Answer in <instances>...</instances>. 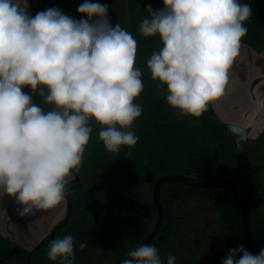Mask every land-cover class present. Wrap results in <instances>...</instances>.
Listing matches in <instances>:
<instances>
[{
	"label": "clouds",
	"instance_id": "clouds-1",
	"mask_svg": "<svg viewBox=\"0 0 264 264\" xmlns=\"http://www.w3.org/2000/svg\"><path fill=\"white\" fill-rule=\"evenodd\" d=\"M148 5L139 24L143 37L158 36L162 46L147 60L157 91L181 117L199 118L226 92L234 61L247 34L251 5L241 0H163ZM76 20L59 8L31 16L25 0H0V193L14 197L21 217L53 209L72 193L94 121L98 138L113 154L134 147V121L144 90L136 65L137 40L120 23L112 25L107 4L84 0ZM163 86V88L161 87ZM30 87L49 106L33 103ZM237 150L248 138L245 127L230 124ZM88 247L79 244L80 250ZM75 238L53 239L47 256L74 264ZM240 258L237 259V255ZM122 264H164L159 250L142 244ZM166 264H176L169 254ZM222 264H264L243 245L231 249Z\"/></svg>",
	"mask_w": 264,
	"mask_h": 264
},
{
	"label": "rangeland",
	"instance_id": "rangeland-1",
	"mask_svg": "<svg viewBox=\"0 0 264 264\" xmlns=\"http://www.w3.org/2000/svg\"><path fill=\"white\" fill-rule=\"evenodd\" d=\"M107 1L113 2L116 7L115 11L109 8L108 13L114 25L120 23L128 30L131 24H134L130 29L135 39L137 36L141 37L137 38L138 48L142 46L139 43L145 39L155 41L153 44L143 45L140 48L142 50L138 52L140 56L154 50L155 46L161 43L158 36H141L138 32L143 18L137 22L136 20L140 14H144L139 10L141 2H147L149 5L152 3L153 9H162L163 0H157L161 4L160 8L154 5L156 0H91L101 4ZM241 2L251 5L252 15L245 22L247 34L251 36L257 23L264 22V0ZM127 7H130V12L126 11ZM73 8L75 12H68V15L74 18L80 14L74 19H87L86 15L77 11L78 2H73ZM146 16L147 12L143 17ZM259 34L264 36V25L260 27ZM136 58L139 59V56ZM28 94L32 95L33 103L37 106L43 109L49 107L39 96V89L35 94L32 91ZM139 98L140 96L135 103L139 104ZM137 121L138 119L134 121L133 127L138 136ZM91 126L93 131L82 165L95 157L92 167H87L88 181L82 177V186L76 182L77 177L70 181L68 189L72 194L66 197L67 204L62 219L51 223L42 240L35 242L29 250L23 251L13 240L0 237V264H58V261L49 260L47 249L53 239L63 238L65 235L75 238L74 264H118L133 248L151 220L152 189L157 178L166 174H183L184 170L180 168L185 167H175L168 162L174 160L168 155V149L162 150L159 155L152 153L149 158L139 155L137 143L130 149L122 147L119 153L113 154L104 148L98 138L101 126L94 121ZM215 136H212L215 148L212 146L209 150L210 162L206 156H200L203 152L201 149L195 148L193 157L190 158L191 163L187 167H204L208 164L218 167L235 166L245 163L250 171H259L248 185L257 187L259 195L263 196L264 133L257 140L242 142L240 150H237L236 138L228 130L221 132L218 136L219 142H214ZM194 143L197 145L198 141ZM204 151L206 153L207 150ZM159 167H163L166 173H159ZM98 188L103 189L97 191ZM95 191L96 196L93 198ZM116 213L121 218H117ZM175 215L182 218V223L187 228H176L168 240L157 246L164 264L169 254L176 257V264H222L230 252L229 238L222 230L216 210L204 198H192L190 195ZM151 225L149 224L150 228ZM81 242H86L88 247L80 250Z\"/></svg>",
	"mask_w": 264,
	"mask_h": 264
},
{
	"label": "crops",
	"instance_id": "crops-1",
	"mask_svg": "<svg viewBox=\"0 0 264 264\" xmlns=\"http://www.w3.org/2000/svg\"><path fill=\"white\" fill-rule=\"evenodd\" d=\"M25 2L29 14L35 16L38 12L49 8H59L65 14L72 13L75 12L73 2H78L79 7L84 0H25ZM155 2L154 5L160 8L161 4L157 0ZM105 4L111 11H115L116 7L113 2L107 1ZM148 5L147 2H141L140 12L145 14ZM129 10L130 7H127L126 11L130 12ZM144 14H140L136 22L141 20V17L144 18ZM133 25L131 24L127 30L130 33ZM263 25L264 22L257 23L252 35L246 34L240 55L232 66L224 96L216 102L215 107L210 105L209 110L199 118L177 116V110L172 109L166 102V93L160 94L157 91L158 81L150 78L146 62L162 44L156 45L154 50L140 56L138 54L142 50L140 48L145 44H153L155 41L145 39L139 43L142 46L137 49L136 57L139 56V59L136 58L135 66L141 69L144 82V90L139 98L142 115L137 121L140 156L150 158L152 153L159 155L162 150L168 149V155L174 158L168 162L175 167H185L180 168L184 170L190 167L187 166L191 163L190 158L193 157L195 148L203 151L200 156H206L208 161L211 160L209 150L212 146L215 148L212 136L216 135L217 140L215 139L214 142H219L218 136L223 130H228L230 124L235 123L245 127L248 132V141L257 140L262 136L264 133V36L259 34V30ZM137 38L141 37L137 36ZM194 141H198V144L196 145ZM94 158L93 156L81 167L83 171L80 170L78 174H73L69 178V183L74 177H77L76 182L81 183V186L83 184L81 180L84 177L88 181L87 167H92ZM158 172L166 173V170L159 167ZM99 189L103 188H98L97 191ZM94 193L93 198L96 196V191ZM66 202L67 200L35 216L21 217L18 209L22 206L16 202V199L0 193V237L13 240L23 251L29 250L35 242L42 240L51 223L62 219ZM116 215L117 218H121L117 213Z\"/></svg>",
	"mask_w": 264,
	"mask_h": 264
},
{
	"label": "trees",
	"instance_id": "trees-1",
	"mask_svg": "<svg viewBox=\"0 0 264 264\" xmlns=\"http://www.w3.org/2000/svg\"><path fill=\"white\" fill-rule=\"evenodd\" d=\"M24 91L29 93L31 89L30 87H26ZM44 110H49V107ZM183 174L196 179L227 185L244 197L249 208L250 238L253 249L258 255L260 250L264 249V195H259L257 187L248 185L249 182L256 177L258 171H250L248 166L244 163L235 166L226 165L220 167L208 164L204 167L192 166L186 168ZM190 195L192 198H204L216 210L222 230L229 238L228 245L230 250L243 245L248 251L244 238L242 217L233 195L220 189L193 188L180 183L165 184L161 190V204L164 215L158 235H164V241L170 238L173 230L176 228H187V226L182 223V218L175 215V212L183 207ZM150 210L152 213L149 222L150 225L152 224L151 228L149 224H147L131 250L147 236L154 225L157 217V209L154 203L151 204ZM155 243L156 239L151 244L157 247ZM240 255L241 254L237 255V259L240 258ZM126 256L127 254L118 261V264H120Z\"/></svg>",
	"mask_w": 264,
	"mask_h": 264
},
{
	"label": "water",
	"instance_id": "water-1",
	"mask_svg": "<svg viewBox=\"0 0 264 264\" xmlns=\"http://www.w3.org/2000/svg\"><path fill=\"white\" fill-rule=\"evenodd\" d=\"M169 183H180L185 186L193 187V188H200V189H220L229 192L233 195L238 205L242 221H243V230H244V238L247 249L253 255H257L253 249L251 238H250V231H249V208L244 199V197L237 192L235 189L230 188L227 185H223L221 183L205 181L201 179H196L185 174H166L162 175L157 178L153 189H152V200L157 209V217L154 222V225L147 236L135 247H139L142 244H151L156 239V246H159L164 240V235H158V231L161 227L164 211L161 204V190L165 184ZM71 208L69 207L68 212L70 213ZM134 248V249H135ZM133 249V250H134ZM129 257L126 256L124 259H128ZM123 259V260H124ZM122 264V262L120 263Z\"/></svg>",
	"mask_w": 264,
	"mask_h": 264
},
{
	"label": "flooded vegetation",
	"instance_id": "flooded-vegetation-1",
	"mask_svg": "<svg viewBox=\"0 0 264 264\" xmlns=\"http://www.w3.org/2000/svg\"><path fill=\"white\" fill-rule=\"evenodd\" d=\"M264 166V165H263ZM260 170V169H259ZM259 172V171H258Z\"/></svg>",
	"mask_w": 264,
	"mask_h": 264
}]
</instances>
